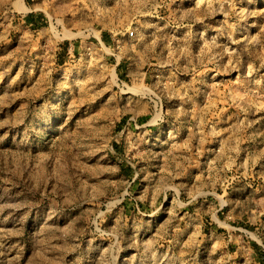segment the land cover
<instances>
[{"label":"rangeland","instance_id":"rangeland-1","mask_svg":"<svg viewBox=\"0 0 264 264\" xmlns=\"http://www.w3.org/2000/svg\"><path fill=\"white\" fill-rule=\"evenodd\" d=\"M0 264H264V0H0Z\"/></svg>","mask_w":264,"mask_h":264},{"label":"built area","instance_id":"built-area-1","mask_svg":"<svg viewBox=\"0 0 264 264\" xmlns=\"http://www.w3.org/2000/svg\"><path fill=\"white\" fill-rule=\"evenodd\" d=\"M134 33H135L134 30H131V31H130V34H131V35H134Z\"/></svg>","mask_w":264,"mask_h":264}]
</instances>
